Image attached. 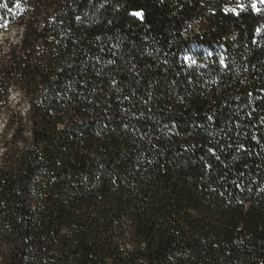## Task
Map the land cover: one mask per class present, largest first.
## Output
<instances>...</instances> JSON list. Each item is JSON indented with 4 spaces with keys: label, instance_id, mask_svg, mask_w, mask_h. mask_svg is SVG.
I'll use <instances>...</instances> for the list:
<instances>
[{
    "label": "trees",
    "instance_id": "obj_1",
    "mask_svg": "<svg viewBox=\"0 0 264 264\" xmlns=\"http://www.w3.org/2000/svg\"><path fill=\"white\" fill-rule=\"evenodd\" d=\"M239 2L0 7V264H264V4Z\"/></svg>",
    "mask_w": 264,
    "mask_h": 264
},
{
    "label": "snow or ice",
    "instance_id": "obj_2",
    "mask_svg": "<svg viewBox=\"0 0 264 264\" xmlns=\"http://www.w3.org/2000/svg\"><path fill=\"white\" fill-rule=\"evenodd\" d=\"M257 4H264V0H252V3H251V8L256 11V12H260L261 9L257 6ZM8 6V0H4V3L2 5H0V7H4V8H7ZM18 6V5H17ZM246 7V5L242 2H239V0H237V3H236V7H232V8H229L227 6H225L223 8V11L225 13H228V12H232V13H235L236 15H239V12H237V8L239 9H244ZM130 15H132L133 17H136L138 18L140 21H143L144 18H145V13H144V10L143 9H140V10H133ZM8 25H7V22L3 23V24H0V27H4L6 28ZM257 31H259V29H257ZM186 59H191L190 57H186ZM195 61H193L194 63Z\"/></svg>",
    "mask_w": 264,
    "mask_h": 264
},
{
    "label": "rangeland",
    "instance_id": "obj_3",
    "mask_svg": "<svg viewBox=\"0 0 264 264\" xmlns=\"http://www.w3.org/2000/svg\"><path fill=\"white\" fill-rule=\"evenodd\" d=\"M10 35H12V36H15V34L12 32V34H10ZM16 38V37H15ZM14 98H15V100H17L18 99V93H14ZM22 106V109H26L28 106H27V104H23V105H21ZM0 124H2V121L0 122Z\"/></svg>",
    "mask_w": 264,
    "mask_h": 264
}]
</instances>
